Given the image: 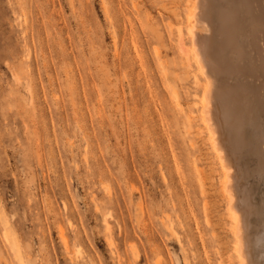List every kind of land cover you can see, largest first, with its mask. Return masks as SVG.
Instances as JSON below:
<instances>
[{
    "label": "rangeland",
    "instance_id": "obj_1",
    "mask_svg": "<svg viewBox=\"0 0 264 264\" xmlns=\"http://www.w3.org/2000/svg\"><path fill=\"white\" fill-rule=\"evenodd\" d=\"M189 3L0 0V264H238Z\"/></svg>",
    "mask_w": 264,
    "mask_h": 264
},
{
    "label": "bare ground",
    "instance_id": "obj_2",
    "mask_svg": "<svg viewBox=\"0 0 264 264\" xmlns=\"http://www.w3.org/2000/svg\"><path fill=\"white\" fill-rule=\"evenodd\" d=\"M187 8L186 58L201 76L199 116L223 178L235 256L264 264V126L257 131L256 122L264 116V0H190Z\"/></svg>",
    "mask_w": 264,
    "mask_h": 264
}]
</instances>
